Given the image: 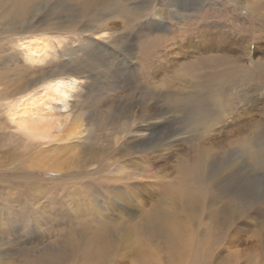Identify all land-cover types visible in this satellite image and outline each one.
Segmentation results:
<instances>
[{
    "label": "rangeland",
    "instance_id": "obj_1",
    "mask_svg": "<svg viewBox=\"0 0 264 264\" xmlns=\"http://www.w3.org/2000/svg\"><path fill=\"white\" fill-rule=\"evenodd\" d=\"M107 1L81 18L82 29L69 31L68 15L77 12L66 10L68 0H23L24 38L49 36L56 49L41 64L24 60L26 39L21 60H6L16 48L0 33V264H192L194 252L208 264H264V19L229 0L185 6L190 11L180 18L170 0ZM159 10L166 12L161 22ZM93 17L100 27L115 23L114 42L83 40ZM228 28L256 37L258 66L246 55L237 66L236 49H226L240 41L217 32ZM218 34L225 48L216 50ZM55 65L79 77L74 69L84 67L91 85L73 110L102 111L108 122L89 126L81 141L36 147L13 121L18 94L6 91ZM237 68L254 74L245 78ZM127 94L138 101L136 120L142 107L160 108L169 119L143 147L123 153L112 148L110 117L112 105L128 104ZM86 150L95 166L81 164ZM51 157L66 164L45 168ZM180 231L190 254L174 263Z\"/></svg>",
    "mask_w": 264,
    "mask_h": 264
},
{
    "label": "bare ground",
    "instance_id": "obj_2",
    "mask_svg": "<svg viewBox=\"0 0 264 264\" xmlns=\"http://www.w3.org/2000/svg\"><path fill=\"white\" fill-rule=\"evenodd\" d=\"M77 1L76 0H68L69 6L65 7L66 10H68V11L73 10V11L77 12L75 15H73V14L71 15V13H69L70 15L67 14L69 16V18L67 17L68 19H67V23L65 24V26H66V29H68L69 31H77L78 28L82 29V27H79V21H81V18L84 15L88 16L93 11L98 12V10L101 8V6L103 4H106L105 2L107 0H86L83 3L81 2L82 0H77ZM202 1L203 0H170L169 5L174 8V10L172 9L173 13L174 14H175V12L178 13L177 15L180 18V16L185 17L184 11L189 10V9H186L187 7H193L194 5L195 6L199 5ZM229 1L234 2L236 5L239 6V8L244 9V10L247 9L248 12H250L251 14L258 16V17H261V19H264V0H248V4L245 3V1H247V0H229ZM259 1L261 2L260 4H259ZM168 3H169V1H168ZM185 6H187V7H185ZM161 10L158 11V17H157L159 19L158 22H161V19L163 17H165V15H166V12H163ZM261 10H263L262 11L263 13H261ZM97 12H96V14H97ZM161 12H163V13H161ZM27 13H28V9L26 7H24L23 0H0V27H1L0 33L5 35V37L7 38V40H8L7 45H10L11 47L16 48L15 52H14L15 55H13L14 58H12V56H8V58L6 57V60L7 59H14V60H16V62L18 60H21L19 58V56H20L19 54H21V52H22L20 50V47H23V44H25V42H26V46L24 48V55H23V56H25L24 60L31 61L34 63L37 62L38 64H41L40 62L41 61L45 62L47 60V58L51 54H53L54 51H56V49L54 46L53 39L49 36H43V37L41 36V38L40 37H38V38H35V37L30 38L29 37L28 39L24 38L23 35H25V33L29 34L30 30L28 28H26L24 30H20V28L18 26L23 27L22 26L23 25L22 24L23 19L26 18ZM125 13L127 14V12H125ZM88 17H91V15ZM85 18H86V16H85ZM93 19H94V17H93ZM93 21H92L93 23H91V19H90V23H89V21H88V24H86V22H85L86 25L84 26L82 31H86L87 33L84 34L85 36H84L83 40L89 41L92 38L91 36H93V37L99 38L101 40H106L108 42L109 41L114 42V38H115L116 34L120 33V31L115 28V23L111 22L110 24H108L104 27H100L98 24H96L95 19ZM61 22L64 23V21H61ZM63 23H61V24H63ZM92 25H94V26H92ZM58 27H61V26H58ZM7 28L9 29V31L11 33H5ZM37 28L41 29L43 27L38 26ZM233 30L234 29L228 28V29H224V30H219L217 32L222 33L226 36L232 37L233 39L240 41V43H238L235 48H232L228 45V49H226V50H230V52H232V49H236L235 52H236V55H238V57H237L238 60L236 61L237 66L239 64H242L241 62H239L240 55H243V56L246 55V57L249 59L248 61H250V63H252V64H256V65L259 64V62L256 61V58H254V55L256 52H258L261 49V47L252 48L253 43H254L253 40L256 37L255 36L248 37L247 35H244L242 30H240V31L235 30L234 32H233ZM257 30H258V28H257ZM246 33H248V32H246ZM255 34L259 35V31L256 32ZM26 37H27V35H26ZM218 37H219V39L214 41V43L211 46V48L216 49V50L225 48L224 45H221L222 41H223L221 34H218ZM25 39H26V41L24 42ZM32 39H33V42L31 41ZM206 40H208V39H206ZM241 40H242V42H241ZM243 41H246L248 43L245 44ZM61 42H63L62 39H61ZM51 49H53V50H51ZM2 50H3L2 49V39H0V60H1V57L3 54ZM226 53L229 54L228 51ZM222 56H223V58L219 61L222 63H226L227 59H225V55H222ZM6 60L4 59V62H7ZM65 62L69 63L72 61L68 59ZM108 62L106 61V64H108ZM98 63L93 62V65H95L93 67L95 69H96ZM66 65H62V66L55 65V68H53V69H52V67H44V69L42 68V71H40L37 76H33L34 78L29 79L28 81L17 85L12 91L11 90L6 91V92H8L9 95L13 91H15L14 93L18 94L17 100L15 102V108L13 105L14 109L12 110L13 111L12 112L13 121L15 123L16 128H18L19 130H23V131L28 133V135L31 137V140H32L31 144L32 145L34 144L36 147H39L42 145H50L52 147L53 145L59 144V142H63V141H66L65 144H69L71 141L74 142L76 140L81 141L86 137V135H87L86 132H87L89 126L94 125L96 123L97 124H104L107 120V115H106L107 113H102V111H98L97 112V113H99V116H98L96 113V110H93V109L91 110L90 107H89V109H86L85 106L79 107L78 103H77V105L79 108L77 107L76 111L73 110V106H74L73 100L77 99V98H75L76 95L79 92L84 93L83 91L85 90V88H87L88 86L91 85V83H90L91 81H89V79H87V77H86V74H84L85 70L83 69L84 68L83 66L80 65V66H77V67H79L78 69H74V71L76 73L83 74V75H80V77H79V76H74V75L66 72L64 70V69H67ZM15 66H17V64H15ZM241 66L244 68V65H241ZM81 67H83V68H81ZM243 68H242V70H239L237 68V70H238V74H240V73H242V75L246 74L245 78H250L254 74L253 72H251L252 70L250 71V73L247 74L248 70L245 71V70H243ZM234 71H235V68L233 69V74H234ZM214 75H217V73H214L213 75L210 74V78ZM85 77H86V81H84V82L81 81L82 78H85ZM226 79H229V76H227ZM92 80H94V79H92ZM95 81H97V80L95 79ZM111 81H113V79H111ZM121 81H122V79H121ZM95 83L93 85H96ZM0 97H2V96L0 95ZM134 97L131 96L130 94H127L125 96V98H126V101L128 102V104H126L124 107L122 106V108H117L118 110L113 105H112L113 108L111 106L112 113H111V117H110V120H111L110 122L113 123V125H114L112 127V130H111L112 139H114V144H113L112 148L118 147L119 150L122 151L123 153L129 152L131 148L143 147L144 144L148 143L152 129L154 127L158 126L159 124L166 122V120L169 119L164 115L163 110L160 108L152 111L149 107H147V108L142 107L140 111L143 113V118L139 121L136 120L134 118V114L136 111L135 107H136V104H138V101L136 99H134ZM9 98H10V96L3 98V100H5V102H4L5 104L7 103V99H9ZM77 101L78 100H76V102ZM192 103H193V101H192ZM186 104L188 105L189 102H187ZM75 105H76V103H75ZM188 106L190 108H192L193 105H188ZM0 108H3L1 101H0ZM148 110H149V112L147 113ZM173 116L174 115H172V117ZM107 122H108V120H107ZM116 123H119V124H116ZM91 156L92 155L90 154V151L86 150L84 152L82 160H80L81 164L83 166L94 165V163L92 164L90 162L93 159V157H91ZM48 157H49V155H48ZM47 160L49 162H48V165L46 164L45 168H50L53 170H61L63 168V166L66 164L65 160H63L60 163L58 159L54 160L53 157L48 158ZM122 168H123V164H118L115 166L114 170L116 172H120V171H122ZM29 190L30 189H28V191ZM37 191L35 193H37ZM30 193H32V192H30ZM29 195H31V194H29ZM10 198H11L10 200H13L12 197H10ZM15 201H17V200H15ZM21 202H23V200ZM5 205H7V204H5ZM12 205H11V207H12ZM0 206H1V201H0ZM21 206H22V204H21ZM23 208H24V206H23ZM23 208H22V211H20V212H23V210H24ZM7 210H8V212H10L9 210H11V209L7 208ZM8 212H5V213L8 214ZM13 212H11V213L13 214ZM17 212H18V210H17ZM17 212L15 210L16 214H17ZM19 214H21V213H19ZM25 214H26V212H25ZM0 218H2L1 215H0ZM6 220H8V217L6 218ZM4 223H8V222H4ZM6 225L7 224H5L4 226H6ZM10 225H11V223H10ZM12 225L14 226L15 224H12ZM18 225H20V224H18ZM18 227L20 228V226H17V228ZM10 228H11V226H10ZM171 228H173V227H171ZM5 229H7V227ZM12 229H11V231H12ZM15 229H16V226H15ZM17 231H18V229H17ZM174 231H176V230L174 229ZM16 235H18V234H16ZM176 238H177L176 241L180 246L179 252L180 251L181 252L178 253V257L176 259H173V261H174V263H180L181 260L183 259V257L187 254L189 255L190 252H189V247L186 246L185 234L182 233L178 237L176 236ZM3 239H4V237H3ZM11 242H12V240H11ZM11 244L13 245V243H11ZM1 245H3V243H0V248H2ZM8 245H9V243H8ZM2 251L3 250L0 249V262H1V259L3 258ZM6 252H5V254H6ZM194 254H195V257H193L194 255L192 257H190V263H192V264H202V263L208 264L209 263V260L204 258L202 253L194 252ZM5 260H6V258H5ZM29 264H35V263H29Z\"/></svg>",
    "mask_w": 264,
    "mask_h": 264
}]
</instances>
